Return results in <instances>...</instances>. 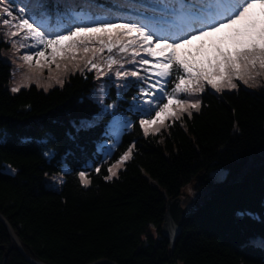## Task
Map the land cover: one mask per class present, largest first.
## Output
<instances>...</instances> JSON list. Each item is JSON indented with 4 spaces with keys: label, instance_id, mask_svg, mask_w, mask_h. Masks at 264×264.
I'll return each mask as SVG.
<instances>
[{
    "label": "trees",
    "instance_id": "1",
    "mask_svg": "<svg viewBox=\"0 0 264 264\" xmlns=\"http://www.w3.org/2000/svg\"><path fill=\"white\" fill-rule=\"evenodd\" d=\"M5 33L0 26V213L30 257L46 264H264V248L251 241L264 237V84L221 92L206 86L199 110L155 134L135 123L111 160L132 146L130 159L110 179L107 164L87 172L84 186L78 170L92 155L96 131L72 130L69 120L94 110L86 95L95 70L67 61L60 69L30 68L26 87L11 92L12 66L28 65ZM63 156L68 170L54 189L45 178ZM215 168L227 171L223 180L211 179ZM192 184L205 195L188 210L170 251L160 233L165 202L187 198ZM0 246V264H30L2 222Z\"/></svg>",
    "mask_w": 264,
    "mask_h": 264
},
{
    "label": "snow or ice",
    "instance_id": "2",
    "mask_svg": "<svg viewBox=\"0 0 264 264\" xmlns=\"http://www.w3.org/2000/svg\"><path fill=\"white\" fill-rule=\"evenodd\" d=\"M161 3L163 11L168 3L167 0H161ZM21 4L22 6L15 7L8 0H0V26L9 29L5 33L8 39L20 38L19 42L12 41V48L16 51L22 48L36 49L20 56V60L29 68L42 70L55 64L60 69L62 61L74 62L73 67L80 68L82 63L81 71L95 70L99 78L106 74L105 65L108 71L114 65L124 67L112 55L114 50L117 55L125 54L130 57L126 63L138 62V70H117L115 75L117 78L143 79L147 85L139 89L142 103L136 108L149 116L155 111L154 117L139 120L145 135L159 132L166 126V121L180 119L185 112L191 115L190 109L199 110V99H184L180 94L196 96L204 92L206 86L216 92L235 89L238 85L234 81L248 84L249 80L254 79V74L258 76L264 73V20L254 18L257 15L264 17V0H174L171 18L167 21L172 30L166 33L135 21L116 23L110 19L96 20L93 26L74 24L63 32H50L45 31L33 18L47 15L46 4L40 3L36 12H30L32 5L27 0H21ZM257 7L260 9L259 13L254 12ZM218 33H226L225 39L236 47L231 51L217 48V54L203 62L194 57L189 58L192 54L186 52L187 45L193 40L213 37ZM105 51L109 53L106 58L102 55ZM173 69L178 71L173 81L174 87L166 91L162 81L173 74ZM141 71L147 73V76L141 77ZM154 78V83H148ZM50 79L62 83L59 76H50ZM123 87L126 88L127 85ZM11 90L18 92L20 88L15 86ZM100 90L104 91V87L101 86ZM158 94H162L161 100H157ZM163 100H167V103ZM100 103L103 104V100ZM145 105L148 106L147 109H144ZM112 107L109 104L104 110ZM80 126L91 127L92 122L81 121ZM131 153L132 146L120 156L117 164L108 169L109 176L106 179L116 175L114 169L130 159ZM11 171L15 173V169ZM96 171L99 172L100 169L96 168ZM79 178L84 186L90 183L84 171L79 173ZM237 215L243 217L252 213L239 211ZM259 244L264 248V238L260 239Z\"/></svg>",
    "mask_w": 264,
    "mask_h": 264
},
{
    "label": "rangeland",
    "instance_id": "3",
    "mask_svg": "<svg viewBox=\"0 0 264 264\" xmlns=\"http://www.w3.org/2000/svg\"><path fill=\"white\" fill-rule=\"evenodd\" d=\"M254 18L259 19L261 17L259 16H255ZM226 33H218L216 35H214L213 37H209L212 45H213V49H212V55L215 56L216 53V49L220 48V49H224V50H228L231 51L234 47H236V45H234L230 40L225 39ZM8 39V37H7ZM8 41H10V39H8ZM194 47V46H193ZM202 62L204 61V59L202 57H200ZM16 66H12L13 69V73L11 75V81L9 82L8 88L9 90L12 92V88L15 86H19L20 87H26V84L31 80L29 77H25L26 73L31 75V70L30 68L27 66H22L19 64H15ZM18 66V68H17ZM21 69H23L21 71ZM259 71V70H258ZM37 77V74L35 75ZM236 84H242L245 86H254V85H259V84H264V73H261L258 76H255L254 74V79L249 80L248 84H244L242 81L236 80L234 81ZM93 85V82H92ZM208 88L212 89L210 86H207ZM101 86H96L93 87L92 90L90 92H88L89 96L93 97L94 99L101 101L104 100V96L106 93V88L104 87V91H101ZM224 90H231V89H223ZM184 99H190V100H195V99H200L199 95L196 96H185ZM116 101L112 100V101H104L103 104H101V108L99 110V112H95L93 114L92 117L90 118H83V121H91L92 123L102 117L105 114H109V118L107 119L105 126H106V135H109V138H105V140L103 141V143L106 144V146H114L117 139L119 138L121 131L124 128H130L132 129L133 127V122L135 121L134 117H131V113L133 114H139L138 119H148L150 117H154L155 116V112H151L150 116L149 115H144L142 112H105V108L107 105L111 104L113 105V107L115 106ZM141 106V104H135V109L139 108ZM144 109H147V106H143ZM107 110H112V108H109ZM106 110V111H107ZM143 130V129H142ZM128 149H126L125 151H127ZM124 151V152H125ZM123 152V153H124ZM122 153V154H123ZM121 154V155H122ZM119 155L117 158L111 160L112 158H110L108 160V163L106 165V168L109 169L110 167H112L114 164H117V161L119 160L120 156ZM100 166H103L102 164L94 166L93 169L99 168ZM123 166V164L118 165L114 171L117 172V170L119 168H121ZM66 168V164L63 163L61 165V170L59 172H55V173H51L49 175L46 176L45 178V185L50 186L51 188L54 189H59L60 184L62 182L63 179V170ZM84 172H87V170H81ZM80 171V172H81ZM227 171L223 168H215L213 170L210 171L209 176L211 177V179H213V181H220L223 180L226 177ZM109 176V172L106 175V177ZM89 176H87L88 178ZM113 177V176H112ZM111 177V178H112ZM188 190V196L187 198H183L181 201V205L182 206H187L188 210L190 211V209H192L195 205L196 202H201L204 198V190L201 187H195L193 184L187 189ZM255 216H258L257 213H252ZM264 238L262 236H252L251 237V241L255 242V243H259L260 239ZM174 264H181L179 261H177Z\"/></svg>",
    "mask_w": 264,
    "mask_h": 264
},
{
    "label": "water",
    "instance_id": "4",
    "mask_svg": "<svg viewBox=\"0 0 264 264\" xmlns=\"http://www.w3.org/2000/svg\"><path fill=\"white\" fill-rule=\"evenodd\" d=\"M180 197L167 198L165 202V210L162 216V223L160 225V233L163 238H166L170 251L174 249L175 241L177 236L180 234L182 224L188 213L187 206H182ZM0 222H2L8 233L13 239L15 248L24 257V259L30 264H46L43 261L30 257L24 248L22 247L17 235L14 233L10 223L5 219V217L0 213ZM4 247L0 246V250ZM9 248L5 249L3 252V261L6 259ZM89 264H116L112 261L105 259H98Z\"/></svg>",
    "mask_w": 264,
    "mask_h": 264
}]
</instances>
